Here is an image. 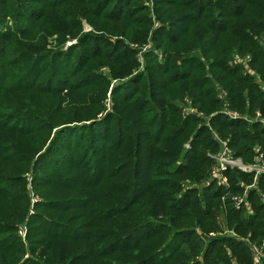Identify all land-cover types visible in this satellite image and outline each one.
Returning <instances> with one entry per match:
<instances>
[{
    "label": "trees",
    "instance_id": "obj_1",
    "mask_svg": "<svg viewBox=\"0 0 264 264\" xmlns=\"http://www.w3.org/2000/svg\"><path fill=\"white\" fill-rule=\"evenodd\" d=\"M225 150L264 169V0H0V264H255Z\"/></svg>",
    "mask_w": 264,
    "mask_h": 264
},
{
    "label": "built area",
    "instance_id": "obj_2",
    "mask_svg": "<svg viewBox=\"0 0 264 264\" xmlns=\"http://www.w3.org/2000/svg\"><path fill=\"white\" fill-rule=\"evenodd\" d=\"M216 161H217V166L220 169H224L226 166L238 168L239 165L241 164V161L239 159H233L230 156V154L228 153V151H226V150L218 158H216ZM247 168L250 169L249 171H254L253 169H256V171H258L260 173H264V169H261L258 167H247ZM213 175H214V177L220 178V175L217 176L215 171H213ZM224 181H225L224 179H220L219 183L224 182ZM234 200L236 202L235 206L238 208L237 201L235 198H234ZM19 232H22L24 234V230H22V229H20ZM253 251H254L255 256H256L255 264H264L262 262L263 257H264V254L262 253V251L257 247H254Z\"/></svg>",
    "mask_w": 264,
    "mask_h": 264
},
{
    "label": "rangeland",
    "instance_id": "obj_3",
    "mask_svg": "<svg viewBox=\"0 0 264 264\" xmlns=\"http://www.w3.org/2000/svg\"><path fill=\"white\" fill-rule=\"evenodd\" d=\"M85 30H88V27L85 25ZM177 104V103H176ZM179 105L181 106V103H179ZM239 169L243 170V171H249L250 169L247 168V166H244V164H241L239 165L238 167ZM257 174L260 173L258 171H256V169H253ZM35 211V210H33ZM40 213L44 214L45 216H47L48 218H50L51 220L53 221H56V220H62V215L61 214H47L46 212H43V211H39ZM69 216H65V220L68 219ZM18 235H20L21 239H23L25 237V235L22 233V232H18ZM33 235V234H32ZM40 250H37L36 253H38Z\"/></svg>",
    "mask_w": 264,
    "mask_h": 264
},
{
    "label": "water",
    "instance_id": "obj_4",
    "mask_svg": "<svg viewBox=\"0 0 264 264\" xmlns=\"http://www.w3.org/2000/svg\"><path fill=\"white\" fill-rule=\"evenodd\" d=\"M197 233H199V231H197Z\"/></svg>",
    "mask_w": 264,
    "mask_h": 264
}]
</instances>
